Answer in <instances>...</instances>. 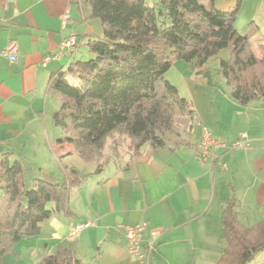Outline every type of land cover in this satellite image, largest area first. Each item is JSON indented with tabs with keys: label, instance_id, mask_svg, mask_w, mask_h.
<instances>
[{
	"label": "crops",
	"instance_id": "0c3cea01",
	"mask_svg": "<svg viewBox=\"0 0 264 264\" xmlns=\"http://www.w3.org/2000/svg\"><path fill=\"white\" fill-rule=\"evenodd\" d=\"M237 5L235 28L244 30L259 58L264 0H212L222 12ZM69 36L76 46L60 54ZM102 37L101 20L80 0H0V159L8 154L10 164L18 160L30 168L28 180L61 182L69 169L84 176L70 191L71 216L55 214L41 223L39 235L17 242L2 264H37L59 247L81 264H216L225 247L221 222L229 200L241 224L264 221V97L247 105L230 97L218 74L225 51L200 69L175 61L164 79L185 104L175 108L172 130L162 133L164 146L153 151L146 144L118 160L86 162L72 144L60 142L65 135L52 121L60 101L49 79L89 60L87 42ZM11 41L15 61L2 54ZM46 56L51 59L43 64ZM203 127L219 144L212 162L196 155ZM241 133L248 137L246 150L222 146ZM86 222L93 225L76 231ZM137 224L144 225L141 247L148 252L141 260L129 254L123 229Z\"/></svg>",
	"mask_w": 264,
	"mask_h": 264
},
{
	"label": "trees",
	"instance_id": "16d2710c",
	"mask_svg": "<svg viewBox=\"0 0 264 264\" xmlns=\"http://www.w3.org/2000/svg\"><path fill=\"white\" fill-rule=\"evenodd\" d=\"M90 16L102 22L103 37L89 40L90 59L72 63L51 75L49 89L60 101L52 116L84 161L98 160L105 140L126 135L135 151L144 145L164 146L162 133L172 130L182 99L164 79L175 61L200 69L219 54L218 74L240 105L264 97V45L254 55L248 35L235 28L238 5L222 12L199 0H80ZM67 77H70L68 80ZM101 171L98 166L96 173ZM20 162L0 159V264L20 240L39 235L40 224L55 214L70 217V191L84 179L69 169L61 182L28 180ZM225 247L216 264H264V221L247 227L239 221L235 200L223 209ZM37 264H81L59 247Z\"/></svg>",
	"mask_w": 264,
	"mask_h": 264
},
{
	"label": "built area",
	"instance_id": "2783aa9c",
	"mask_svg": "<svg viewBox=\"0 0 264 264\" xmlns=\"http://www.w3.org/2000/svg\"><path fill=\"white\" fill-rule=\"evenodd\" d=\"M68 15H64L62 24H65V21L67 20ZM76 46V39L74 36H69L68 38L64 39L62 43L60 44V54L64 50H72ZM3 56L6 57L10 61L16 60V54H17V45L15 42L11 41L9 42L4 51L2 52ZM54 57H57L56 55ZM51 59L50 56H46L43 60V64L48 63V61ZM224 146L227 150H246L248 148V137L246 133H241L238 138L233 141L230 145ZM219 147V144L217 143V140H215L212 137V134L210 130L206 127H203L201 130V136L200 141L198 145V151H197V158L201 163H206L209 161H213V150ZM92 222H86L84 224H79L76 226V231H80L84 228H88L92 226ZM144 225H134V226H128L123 228L124 229V236L127 242V250L130 255L136 257L138 260H141L143 258L148 257V252H143L141 247V236L143 231ZM151 237L153 239L156 238V233H151Z\"/></svg>",
	"mask_w": 264,
	"mask_h": 264
},
{
	"label": "rangeland",
	"instance_id": "374dc122",
	"mask_svg": "<svg viewBox=\"0 0 264 264\" xmlns=\"http://www.w3.org/2000/svg\"><path fill=\"white\" fill-rule=\"evenodd\" d=\"M199 1L202 5L206 6L207 8L211 7L210 6V0H199ZM248 27H250V26H248ZM238 29H239V31H237V32L240 35H242L244 30L241 28H238ZM222 52H224V51H222ZM214 62L215 61L210 63L211 68L214 67ZM167 73L164 75L165 79H166V76H169V74H172L173 71H170L168 73V75H167ZM134 151H135L134 144L132 143L130 138H128L126 135H124L122 133L114 132L110 136H108L107 139L105 140L104 146L101 150V153H100V156L98 157L99 158L98 160H102L103 162H105L106 160L109 161V159H111V158H113V159L116 158L118 160L119 158H123L124 155H127L131 152H134ZM29 170H30V168H29ZM30 179H32V178H30Z\"/></svg>",
	"mask_w": 264,
	"mask_h": 264
}]
</instances>
